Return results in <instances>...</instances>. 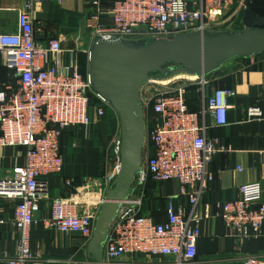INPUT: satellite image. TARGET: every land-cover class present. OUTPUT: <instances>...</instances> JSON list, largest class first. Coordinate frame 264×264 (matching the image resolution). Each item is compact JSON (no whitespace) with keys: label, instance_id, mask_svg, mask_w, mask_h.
I'll use <instances>...</instances> for the list:
<instances>
[{"label":"built area","instance_id":"obj_1","mask_svg":"<svg viewBox=\"0 0 264 264\" xmlns=\"http://www.w3.org/2000/svg\"><path fill=\"white\" fill-rule=\"evenodd\" d=\"M27 0L18 14V29L0 33V55L17 75L15 85L0 86V151L22 148L25 163L15 165L0 177V198L16 202L15 226L19 235L14 258L1 264H45L32 250L31 231L44 204H49L50 229L65 235H78L89 245L106 192L115 189L121 174L122 140L113 143L114 168L102 180L87 178L68 197L51 198L48 178L59 175L64 166L61 140L72 127L90 128L105 117L106 108L115 113L108 100L92 92L90 74L80 72L77 53L90 62L92 50H82L83 34L90 35L92 48L100 43L125 40L162 41L193 33H206L219 23L225 2L209 5L205 0H94L81 20L75 49L65 50L62 39L41 41L34 27L36 2ZM60 4L64 0H56ZM198 86L200 107L193 111L187 102L188 84H159L147 81L140 91V103L148 127L152 154L134 176L126 198L116 204L107 233L104 264H195L201 237L196 209L215 180L210 164L228 147L219 137L210 136L212 127L227 126L229 100L234 92L217 88L208 93L205 78ZM91 96L101 103L91 107ZM248 117H261L260 108H250ZM155 183L175 182L178 193L165 209L166 220L157 222L142 213L145 192ZM74 188V180L65 181ZM112 187V190H111ZM102 192L98 199L95 192ZM239 198L220 206L224 226L238 240L262 235L264 225L263 186H240ZM186 199L187 215L177 199ZM243 264H264L258 256H248Z\"/></svg>","mask_w":264,"mask_h":264},{"label":"crops","instance_id":"obj_2","mask_svg":"<svg viewBox=\"0 0 264 264\" xmlns=\"http://www.w3.org/2000/svg\"><path fill=\"white\" fill-rule=\"evenodd\" d=\"M26 1L0 0V33L17 31L18 14ZM93 1L64 0L61 4L56 0L36 2L33 23L37 37L41 41L62 39L65 50L75 49L74 43L81 20L88 16ZM205 1L209 5L225 2L227 6L223 9V18L220 19L222 23H227L213 26L206 33H200L208 39L209 49L236 48L245 42L246 47L254 53L246 57L241 54L226 58L220 65L234 62L235 66L223 67L214 75H210L213 73L211 70L204 77L208 81L209 94L217 88H225L232 90L234 95L229 100L227 126L212 127L209 132L210 136L223 140L228 152L218 154L210 164L215 180L196 209L202 233L197 244L195 264H243V260L248 256L255 255L264 259V225L261 236L238 240L224 226L220 206L239 198L240 186L251 183H260L263 186L264 202V0ZM238 17L241 18L240 21ZM87 34L85 32L83 35ZM177 39L179 37L167 41L173 42ZM231 40L233 44H227ZM81 41L84 52L93 49L90 41L84 42L83 39ZM77 55L84 73L89 74L90 62L87 55L80 52ZM212 55L209 56V61L222 58L219 57L220 54L214 56V52ZM16 82V73L5 65L0 55V84L15 85ZM254 107L260 108L261 117H248V110ZM99 122L90 128L72 127L63 136L61 152L65 164L59 175L47 179L52 199L70 196L87 178L102 180L112 174L114 168L112 149L114 140L118 137V133H115L118 128L111 130ZM143 142L146 154H152L147 131ZM105 150L110 151L109 157ZM24 163L25 151L22 148L9 147L1 150L0 177L5 176L15 165ZM70 179L74 180V188L65 187V181ZM178 189L175 182L153 184L150 205L144 207L143 215L146 213L157 222H164L167 203L178 193ZM99 191L100 189L94 194L96 199L102 193ZM175 203L177 206L182 204L189 215L190 208L186 199L178 198ZM15 207V201L0 198V264L4 260L14 258L18 249L19 235L14 225ZM42 207L37 216L38 221L31 231V246L45 264H104L107 234L105 241L95 245L90 251L92 242L87 245L78 235L60 234L46 226L44 220L50 214L49 204ZM102 210L103 207L97 216L94 232L100 225ZM113 218L114 214L109 220L108 229ZM102 222L107 223L105 218Z\"/></svg>","mask_w":264,"mask_h":264},{"label":"rangeland","instance_id":"obj_3","mask_svg":"<svg viewBox=\"0 0 264 264\" xmlns=\"http://www.w3.org/2000/svg\"><path fill=\"white\" fill-rule=\"evenodd\" d=\"M219 18L222 19L223 17H218L217 19ZM220 19L219 23L221 22ZM239 19L241 18L238 17V21H240ZM83 40L84 42L90 41V35L87 34L84 36ZM154 43L155 41L152 40L128 39L122 42L119 46H106L95 52L94 65L92 66L90 62L88 70L89 72L93 71L96 80L95 84L93 83L92 92L98 93V90H101L108 96L107 98H110L108 99V103L114 108L117 113L116 116L118 117L115 118V121L113 122L114 126L118 128L115 133H118V137L121 140L123 138L122 121L116 108L122 109L123 104L127 102L130 106H136L137 86H139L138 84L142 82V80L147 79V81H158L159 79L170 76L172 73L179 70L185 71L183 72V75H185L186 78L170 80V84H191L197 82L198 79H202L201 75L189 72V70L196 72L200 70L199 62L193 63L191 62L192 57L184 55H179V58L171 59L168 56V49L161 47L159 51ZM234 64V62H230L228 65H215L212 68L213 73H210V75H214L223 67H234ZM188 73L189 75H186ZM141 88L142 86L138 92L139 96ZM131 112L136 115V110H131ZM145 118L144 123L142 124V129L146 133L149 126L147 125ZM141 149L140 157L138 159L140 169L145 166L147 158V151L144 142ZM105 153L109 157L110 151L105 150Z\"/></svg>","mask_w":264,"mask_h":264},{"label":"water","instance_id":"obj_4","mask_svg":"<svg viewBox=\"0 0 264 264\" xmlns=\"http://www.w3.org/2000/svg\"><path fill=\"white\" fill-rule=\"evenodd\" d=\"M247 34V33H246ZM207 38L200 34H190L188 36L179 37V39L170 42L167 40L155 41L156 48L160 51L161 47L164 49H168V56L173 58H179V55H184L188 57H192L191 62H199L200 70L189 72L195 73L197 75H201L204 78L215 65H220V62L226 60V58H230L236 55H244L249 56L252 53V50L246 47L245 42H243L242 46H238L236 48H216L210 50L207 46ZM233 44L232 40L227 44ZM121 43L109 44V43H100L95 45L91 54V65L93 66L95 63V52L103 49L106 46H119ZM234 43V45H236ZM212 52H214V56L222 57L217 59V61H209L210 57L213 56ZM170 59V60H171ZM221 60V61H220ZM92 83L95 84V76L93 71L89 73ZM147 81V79L142 80L137 86V99L136 106H130L127 102L123 104V108H116L121 116L122 121V152H121V161H122V170L121 174L116 178L114 185L115 189L109 193L108 202L105 204L101 214V222L98 228L95 231L94 238L92 240V245L90 246V251L93 250L95 245L102 244L105 241L106 234L108 232V223L113 214H115L116 204L113 201L121 200L126 198V195L129 192V188L131 187L134 179V175L140 171V163L138 161L140 157L141 148L144 141L145 131L142 129V124L144 123V113L141 106V101H139V89L143 84ZM98 94H100L106 100L108 96L103 92L98 90ZM109 101V100H108ZM131 110H136V115H134ZM106 219V224L102 222L103 219ZM100 260V259H98Z\"/></svg>","mask_w":264,"mask_h":264},{"label":"trees","instance_id":"obj_5","mask_svg":"<svg viewBox=\"0 0 264 264\" xmlns=\"http://www.w3.org/2000/svg\"><path fill=\"white\" fill-rule=\"evenodd\" d=\"M86 57L88 58V56H86ZM80 67H81L80 68L81 74L84 77H86L87 74L84 73V68L81 66V63H80ZM0 86H3V85L0 84ZM198 89H199V86L196 83H191V84H188V86H187L186 98H187V102L189 103L188 105H189L190 109L193 111H197L198 108L200 107V98H199V94H198ZM100 104L101 103L99 102V100L97 98H95L94 96H91V107L99 106ZM115 118H116L115 113L113 111H111L110 109L106 108L105 117H102L100 122L104 126L111 128V130H114L115 126H114L113 122L115 121ZM153 184H155V182H153L151 179H149L148 183L142 189L145 192V198L143 200V210H144V207L150 205V198L152 195L151 187ZM142 213H143V211H142Z\"/></svg>","mask_w":264,"mask_h":264},{"label":"bare ground","instance_id":"obj_6","mask_svg":"<svg viewBox=\"0 0 264 264\" xmlns=\"http://www.w3.org/2000/svg\"><path fill=\"white\" fill-rule=\"evenodd\" d=\"M183 72H185V71H180V70H179V71H175V72L172 73L170 76H167V77L161 78V79H159V80L156 81V82H158V83H160V84H167V83L170 82V80L186 78V76L183 75V74H184ZM186 73H187V72H186ZM186 75H189V73L186 74ZM193 76H194V75H193ZM191 78H193V77H191ZM194 78H195V77H194Z\"/></svg>","mask_w":264,"mask_h":264}]
</instances>
